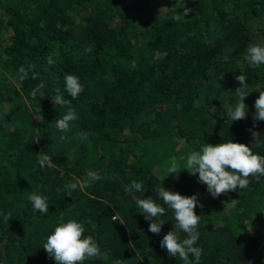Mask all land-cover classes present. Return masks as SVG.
Wrapping results in <instances>:
<instances>
[{
  "label": "trees",
  "instance_id": "16d2710c",
  "mask_svg": "<svg viewBox=\"0 0 264 264\" xmlns=\"http://www.w3.org/2000/svg\"><path fill=\"white\" fill-rule=\"evenodd\" d=\"M253 44L264 45V0H0V264H55L42 243L62 219L99 245L83 264H184L159 244L175 224L156 198L160 183L198 195L200 264H264V177L212 198L182 169L205 143L251 146L250 129L264 134L253 107L264 65L244 59ZM68 74L83 85L76 99ZM238 75L248 111L231 122ZM57 94L69 104L54 105ZM69 106L78 119L61 132L55 121ZM40 154L53 167L40 168ZM173 160L177 177L166 176ZM132 181L145 184L137 197L165 207L159 235L125 192ZM32 192L48 198L47 214L32 208Z\"/></svg>",
  "mask_w": 264,
  "mask_h": 264
},
{
  "label": "clouds",
  "instance_id": "9594fccd",
  "mask_svg": "<svg viewBox=\"0 0 264 264\" xmlns=\"http://www.w3.org/2000/svg\"><path fill=\"white\" fill-rule=\"evenodd\" d=\"M190 11L184 9L182 15H177V21L185 18ZM244 59L248 65L258 68L264 65V45H250L245 53ZM49 63H52L50 60ZM20 78L26 79L28 73L23 67L19 69ZM35 78V77H33ZM236 79L240 83L237 95L238 101L235 105L229 106L227 109V117L231 122L243 120L247 115V105L244 103L248 92L244 91L247 77L238 75ZM64 90L73 99H76L83 91V85L78 77L68 74L64 77ZM259 92L258 97L254 101L255 108L254 119L264 121V88L256 89ZM36 91H33L35 97ZM54 105L64 106L69 104L62 95L57 94L52 99ZM78 119V114L72 107L62 117L55 121V127L61 132H67L71 127V122ZM253 138L252 145L264 146V134H260L251 130ZM81 140L88 139V133H80ZM252 145L235 142L232 139L217 144L205 143L198 151H193L186 159V165L182 169H192V174H198V182L206 185V189L212 198H217L221 194L229 191L242 190L248 187L249 177L259 180L264 177V155L254 153ZM40 168L53 167V159L49 155L40 154L37 157ZM173 160L167 169V175L178 176L182 170ZM164 176V178L166 177ZM163 178V179H164ZM90 180H99L100 177L96 173H89ZM83 188V185H79ZM78 184L71 183L68 185L70 190H75ZM125 192L131 194L135 206L139 209L138 213L143 214L145 220L149 221L148 231L159 235L161 232L165 214L166 205L173 213L175 224L173 229L163 235L159 241L160 247L166 250L171 257H179L184 264H200L202 249L197 246L200 233L197 226L201 216L194 211L199 204L198 195L191 196L182 195L179 192L165 189L162 184L155 188L156 198L162 201V205L157 203L152 196L145 198L137 197L135 193H144L145 184L140 181H132L125 186ZM32 208L41 213L49 212L48 198L39 192H32L28 196ZM11 216L6 215V219ZM121 224H123L121 222ZM84 226L75 219L60 220L55 224L42 243L43 249L50 258H53L55 264H83L86 259L98 257L100 254L99 245L91 236L85 237ZM180 233H185L186 238H181Z\"/></svg>",
  "mask_w": 264,
  "mask_h": 264
},
{
  "label": "rangeland",
  "instance_id": "374dc122",
  "mask_svg": "<svg viewBox=\"0 0 264 264\" xmlns=\"http://www.w3.org/2000/svg\"><path fill=\"white\" fill-rule=\"evenodd\" d=\"M256 225H258V224H256ZM256 229H257V228H256ZM261 229H262V231H264V226H263V225H262V228H261Z\"/></svg>",
  "mask_w": 264,
  "mask_h": 264
}]
</instances>
